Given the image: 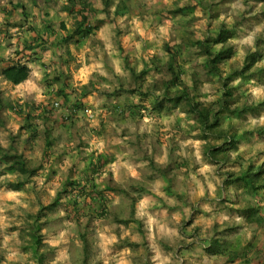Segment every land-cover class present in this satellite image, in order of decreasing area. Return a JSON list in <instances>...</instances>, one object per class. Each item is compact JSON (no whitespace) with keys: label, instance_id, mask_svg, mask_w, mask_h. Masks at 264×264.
Listing matches in <instances>:
<instances>
[{"label":"clouds","instance_id":"1","mask_svg":"<svg viewBox=\"0 0 264 264\" xmlns=\"http://www.w3.org/2000/svg\"><path fill=\"white\" fill-rule=\"evenodd\" d=\"M0 264H264V0H0Z\"/></svg>","mask_w":264,"mask_h":264},{"label":"trees","instance_id":"2","mask_svg":"<svg viewBox=\"0 0 264 264\" xmlns=\"http://www.w3.org/2000/svg\"><path fill=\"white\" fill-rule=\"evenodd\" d=\"M200 115H201L202 118H204L205 115H206V113H203V112H202V113H200Z\"/></svg>","mask_w":264,"mask_h":264}]
</instances>
